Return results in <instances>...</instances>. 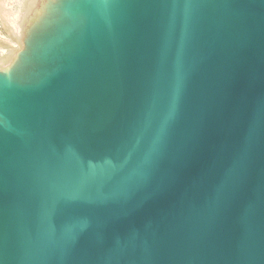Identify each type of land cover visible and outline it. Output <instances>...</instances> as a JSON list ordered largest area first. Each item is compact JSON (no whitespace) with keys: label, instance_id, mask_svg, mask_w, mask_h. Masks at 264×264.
Listing matches in <instances>:
<instances>
[{"label":"water","instance_id":"water-1","mask_svg":"<svg viewBox=\"0 0 264 264\" xmlns=\"http://www.w3.org/2000/svg\"><path fill=\"white\" fill-rule=\"evenodd\" d=\"M0 52V264H264V0H21Z\"/></svg>","mask_w":264,"mask_h":264},{"label":"bare ground","instance_id":"bare-ground-1","mask_svg":"<svg viewBox=\"0 0 264 264\" xmlns=\"http://www.w3.org/2000/svg\"><path fill=\"white\" fill-rule=\"evenodd\" d=\"M21 0H0V52L7 45L15 46L14 29L16 28V20L18 17V8Z\"/></svg>","mask_w":264,"mask_h":264},{"label":"rangeland","instance_id":"rangeland-1","mask_svg":"<svg viewBox=\"0 0 264 264\" xmlns=\"http://www.w3.org/2000/svg\"><path fill=\"white\" fill-rule=\"evenodd\" d=\"M0 30H1L2 32H4L2 28H0ZM4 33H5V32H4ZM11 46H12V45H11ZM13 47H14V46H13ZM15 47H17V43H16Z\"/></svg>","mask_w":264,"mask_h":264}]
</instances>
